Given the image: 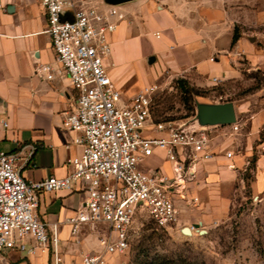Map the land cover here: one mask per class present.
<instances>
[{"label": "crops", "instance_id": "0c3cea01", "mask_svg": "<svg viewBox=\"0 0 264 264\" xmlns=\"http://www.w3.org/2000/svg\"><path fill=\"white\" fill-rule=\"evenodd\" d=\"M118 9L123 20L112 36L114 56L129 43L134 54L147 60L155 56L160 69L173 76L209 83L218 78L227 88L245 82L252 72L264 77L263 0H137ZM46 25L40 0H0V151L22 150L25 157L35 146L29 164L19 163L23 177L32 182L65 178L70 172L68 161L81 153L75 143L79 134L63 126L77 93L68 78L48 80L40 71L44 65L59 68ZM236 31L238 40L233 44ZM108 64L110 78L123 92L118 71L109 70ZM227 102L234 104L241 129L236 134L231 133L232 127L212 130L214 158L200 166L195 182L190 183L189 199L212 195L220 203L219 191L236 184L256 151L253 189L264 191V88L223 103ZM229 149L235 153L231 160L226 158ZM144 164L149 165L145 169L172 174L163 152L156 151ZM230 164L235 168L230 169ZM84 201L83 194L68 192L44 194L40 199L38 214L59 227V250L65 262L79 260L98 246L90 238L83 247L77 245L65 223ZM177 203L181 211L191 207L184 201ZM86 232L90 231L81 237ZM50 259L47 252L14 256L16 264H50Z\"/></svg>", "mask_w": 264, "mask_h": 264}, {"label": "built area", "instance_id": "2783aa9c", "mask_svg": "<svg viewBox=\"0 0 264 264\" xmlns=\"http://www.w3.org/2000/svg\"><path fill=\"white\" fill-rule=\"evenodd\" d=\"M59 68L41 66L48 80L68 78L77 93L63 126L78 133L75 143L81 153L68 161L65 178L27 181L20 162L29 164L36 152L0 151V264H16L15 255L35 257L50 253V264H111L130 246L138 213H146L159 229L172 228L179 220L178 201L195 206L188 186L195 182L200 166L214 158L212 130L232 127H200L152 121L156 87L144 86L125 99L110 78L106 60L112 54V36L123 16L119 6L93 4L92 0H40ZM159 37V35H158ZM215 84L221 80L214 78ZM4 128L8 123L1 122ZM220 135H226L220 132ZM163 152L172 174L160 168L143 169L147 158ZM226 150V158L234 157ZM234 169V165H228ZM57 192L85 196L84 204L66 220L77 245L89 230L98 235V246L79 260L65 262L59 247V227L38 214L41 196ZM194 230V227H192Z\"/></svg>", "mask_w": 264, "mask_h": 264}, {"label": "rangeland", "instance_id": "374dc122", "mask_svg": "<svg viewBox=\"0 0 264 264\" xmlns=\"http://www.w3.org/2000/svg\"><path fill=\"white\" fill-rule=\"evenodd\" d=\"M92 1L106 4L104 0ZM136 57L138 55L126 43L115 56L110 55L106 64L109 63V70L118 71L124 97L129 98L146 85L156 87L152 108L154 123L188 126L195 122L197 103L241 100L264 88V77L255 72L246 75L247 82L227 88L222 83L194 82L173 76L160 69L157 58L149 64L146 56ZM257 158L256 151L245 170L238 174L236 184L219 191L220 203L212 195L205 199L199 196V205L184 207L178 222L169 230L157 228L146 213H138L129 249L122 255L112 256L111 264H264V191L253 189ZM148 166L144 164L143 169ZM185 227H194V234L184 235ZM98 237L86 232L81 237L80 247L87 244L86 239L97 241Z\"/></svg>", "mask_w": 264, "mask_h": 264}, {"label": "water", "instance_id": "95a60500", "mask_svg": "<svg viewBox=\"0 0 264 264\" xmlns=\"http://www.w3.org/2000/svg\"><path fill=\"white\" fill-rule=\"evenodd\" d=\"M137 0H104L108 5L120 6ZM156 60L155 56L149 58V64H153ZM197 114L195 122L200 127H211V126H227L237 122L235 106L232 102L227 103H197L196 105ZM195 230L190 227H185L182 233L186 236H192ZM200 232V231H199ZM205 234V231L200 232Z\"/></svg>", "mask_w": 264, "mask_h": 264}, {"label": "trees", "instance_id": "16d2710c", "mask_svg": "<svg viewBox=\"0 0 264 264\" xmlns=\"http://www.w3.org/2000/svg\"><path fill=\"white\" fill-rule=\"evenodd\" d=\"M237 40H238V33H237V31H236V34H235V36H234V42H233V44H235Z\"/></svg>", "mask_w": 264, "mask_h": 264}]
</instances>
